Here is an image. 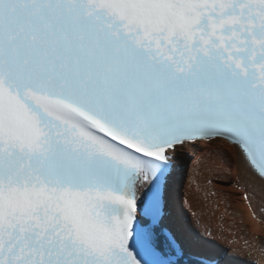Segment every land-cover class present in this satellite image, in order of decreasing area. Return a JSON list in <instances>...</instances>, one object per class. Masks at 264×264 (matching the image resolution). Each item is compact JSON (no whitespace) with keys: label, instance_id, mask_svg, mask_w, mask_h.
I'll return each instance as SVG.
<instances>
[{"label":"snow or ice","instance_id":"6c2138e0","mask_svg":"<svg viewBox=\"0 0 264 264\" xmlns=\"http://www.w3.org/2000/svg\"><path fill=\"white\" fill-rule=\"evenodd\" d=\"M190 152L264 202V0H0V264H234Z\"/></svg>","mask_w":264,"mask_h":264},{"label":"bare ground","instance_id":"6f19581e","mask_svg":"<svg viewBox=\"0 0 264 264\" xmlns=\"http://www.w3.org/2000/svg\"><path fill=\"white\" fill-rule=\"evenodd\" d=\"M195 153L198 155L191 156L187 163L181 195L184 210L188 209L190 215L199 219V224L191 223V225L201 232L204 227L212 226V236L220 245L234 247L232 252L237 253L233 254L235 257L234 264H243L244 262L251 264L250 260L263 263L262 259L254 257L252 253L246 254L245 252H241L236 244L229 243L223 234L227 235L230 233L229 229L236 226L238 227V234L254 235L258 239L264 238V217L257 219L256 215L258 213L247 204L245 199L240 195L232 193L240 192L238 188H233L228 183H219L217 186V181H213L212 184L207 183L205 180L207 173L201 171L204 167L203 154L200 152ZM226 174L227 166L224 169V175ZM262 204L264 202H258V210ZM214 210L222 212V216L230 221L225 227L221 228V224L215 222L216 216L213 215Z\"/></svg>","mask_w":264,"mask_h":264},{"label":"rangeland","instance_id":"374dc122","mask_svg":"<svg viewBox=\"0 0 264 264\" xmlns=\"http://www.w3.org/2000/svg\"><path fill=\"white\" fill-rule=\"evenodd\" d=\"M189 156H190V158H191V156H196V155H198V154H196L195 152L194 153H192V152H190L189 154H188ZM186 172V171H185ZM232 193H234V194H236V195H240V196H242L241 195V193L240 192H232ZM181 196V195H180ZM182 197V196H181ZM241 200H242V198H240ZM231 202H233L232 200H230ZM187 211H188V213H190V211L188 210V209H186ZM214 212V211H213ZM213 215L214 216H216V213H213ZM222 245V244H221ZM242 259H245V258H242ZM248 258H246L245 260H247ZM248 260H250V259H248ZM244 262V261H243ZM250 263L252 264H262V263H258V262H255L254 260H250ZM243 264H246L245 262L243 263Z\"/></svg>","mask_w":264,"mask_h":264}]
</instances>
